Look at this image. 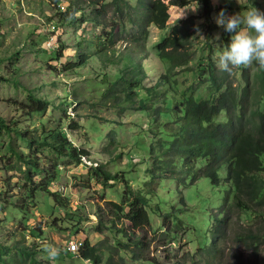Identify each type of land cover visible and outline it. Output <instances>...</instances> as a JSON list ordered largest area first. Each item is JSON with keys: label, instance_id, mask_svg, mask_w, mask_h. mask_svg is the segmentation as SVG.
Wrapping results in <instances>:
<instances>
[{"label": "rangeland", "instance_id": "1", "mask_svg": "<svg viewBox=\"0 0 264 264\" xmlns=\"http://www.w3.org/2000/svg\"><path fill=\"white\" fill-rule=\"evenodd\" d=\"M54 1L0 0V246L4 245L3 250L12 247L9 254H4V264H17L21 258L28 264H94L78 256L79 252L68 251L71 240L81 245L84 239L103 250L100 264H107L111 246L118 248L116 260L121 256L127 264H134L119 245L122 234L108 229L113 226V218L117 228L126 227L132 235L130 222L108 211L110 201L122 202L125 182L105 184L92 175L99 165L112 174H124L133 188H140L151 200L147 205L151 226L144 233L151 241V257L163 263L182 259L185 264H205V260L199 262L196 241L210 238L213 213L221 210L225 193L207 178L193 182L187 177L183 182L190 165L187 168L182 162L172 166L171 157L157 145L165 135L153 120L154 111L139 109L141 100L164 109L166 97L174 101L191 94L197 99L209 97L210 83L199 80L196 71L198 60L207 53L202 0L172 7L169 26L160 29L153 25L147 36L139 33L142 30L129 17H115L111 5L104 10L92 0ZM211 4L216 9L225 8L226 15L250 7L264 10V0H212ZM70 8H77L72 15ZM62 13L69 15L64 17ZM191 15L198 16V27L190 39L194 60L187 70L176 68L168 73L169 63L159 57L157 45L174 24ZM113 20L120 25L114 35H107L98 22L107 24L109 30ZM92 33L98 47L89 45ZM138 33L142 37L136 41ZM213 34L215 57L222 43L221 30ZM79 42L84 44L87 56L84 64L77 57ZM103 44L107 47L99 49ZM73 62H78L76 67L67 70L65 65ZM261 68L256 64L236 67L235 73L240 83L246 77L254 82ZM126 72L129 77L139 75L142 81L133 89L136 95L132 100H127L117 86L119 75ZM166 73L168 79L149 94L148 88ZM110 90L115 95L105 96ZM163 90L166 92L161 95ZM158 93L160 96L152 101ZM32 98H41L46 107L32 109ZM72 120L77 125L70 128ZM158 120L160 125L167 122L163 116ZM55 129L64 130L76 147L88 150L90 155L73 158L43 140ZM151 168L156 170L153 180ZM44 186L59 194L60 201L53 199ZM165 213H171L166 221L180 218L185 224L166 241L161 236V231H168L163 225ZM100 220L102 231L97 230ZM249 225L247 215L234 217L217 264H234L236 254H250L237 238ZM44 243L62 250L57 259L44 258Z\"/></svg>", "mask_w": 264, "mask_h": 264}, {"label": "trees", "instance_id": "2", "mask_svg": "<svg viewBox=\"0 0 264 264\" xmlns=\"http://www.w3.org/2000/svg\"><path fill=\"white\" fill-rule=\"evenodd\" d=\"M92 1L101 4L99 9L107 10V7L111 5L115 17L118 19L129 17L134 20L133 23L142 30L139 33H144L146 36L153 25L160 29L169 26L172 7H185L193 2V0ZM54 2L58 3L59 0ZM211 2L212 0H202L201 2L203 5L202 17L204 32H206L205 48L207 47V53L203 59L201 58L202 60H198L196 66L199 80L210 83L209 97L207 99H197L191 94L182 96L176 101L173 97H166L163 100L165 103L164 109L141 100L139 109L148 111L150 108L154 111L153 120L159 131L165 135V138H160L157 145L164 154L171 157L172 166L174 167L175 164L182 162L188 167L190 165L185 170L184 178H182L183 182H186L187 177H191L193 182L198 178H207L214 188H218L220 192L225 193L221 210L213 213L214 219L210 238L202 243L196 241V244H199L196 250V254L200 258L199 262L205 260V264H217V259L223 257L221 250L228 239L232 220L234 217L240 219L243 214L247 215L251 225L243 232L238 233L237 238L238 242L250 254H236L234 264H264V254L262 253L264 245V68H261L255 75L254 82L252 80L248 81L246 77V81L241 79V83L235 73L238 71L236 68H233L230 73L218 70L214 63V53L216 51H214V46L216 44L213 43V32L218 29L221 30L222 43L219 50L226 47L231 34L225 32L221 26L215 23V16L223 7L216 9ZM70 7H75V3L72 2ZM72 8H70V15L74 14L77 9L72 10ZM223 9L226 12V9ZM67 15L62 13L64 17ZM197 17L191 15L174 24L169 34L159 41L157 45L158 55L162 60L169 63L168 73L176 68L187 70L188 64L194 60L195 55L194 51L191 50L190 39L198 27L196 24ZM98 23L101 24L102 30L107 35H114L120 25V22L113 20L109 25V30H107V24L104 22ZM139 33L138 35L135 34L136 41H139L142 37V34L139 35ZM84 41L86 40L84 39ZM83 45L82 42L77 44V57L80 64H84L87 60ZM89 45L91 47L100 45L98 39H95L94 33L91 35ZM106 47L107 45L103 44L99 49L104 50ZM59 55L60 53L57 51L56 56ZM76 63L78 64V62L66 64L65 68L67 70L72 69V67H76ZM239 73L244 75L243 71ZM168 75L166 73L161 76L156 85L148 88V93L154 94L159 84L168 79ZM140 79L139 75L129 77L127 72L119 75L118 80L120 82L117 86L123 89L127 100H132L136 95L133 89L142 84ZM235 80L238 81L237 85ZM110 92L111 94H109ZM165 92L166 90H163L161 95ZM106 95L114 96L115 92L110 90L105 93ZM157 96H160V93L156 94L151 100L155 101ZM30 103L35 105V107H32L30 104L32 109L35 110L39 109L41 111L46 107V102L41 98H32ZM222 113L225 114L223 118L220 117ZM162 116L167 122L160 125L158 117L161 118ZM0 121H2L1 118ZM72 121L70 128L77 125L74 120ZM3 126L7 127L6 125ZM49 135L50 138L44 137L43 140L49 142L53 147L59 148L63 154L77 159L81 155H90L88 150L76 147L69 140L64 130H51ZM34 164L37 166L36 163ZM223 170L226 171L225 174H222ZM150 171L153 180L156 178L153 176L156 170L151 168ZM92 175L101 178L105 184L113 180L125 182L126 188L123 192L122 202L110 201L108 211L120 220L127 219L133 230L132 235L128 233L126 227L117 228L113 218L111 220L113 226L108 229H115V232L122 234L119 245L122 250L131 255L134 264L142 262L148 264H185L182 259L163 263L150 256L151 241H147L144 233L146 234V229L151 226L150 212L147 208L151 200L144 194L143 190L133 188L131 182L124 177V174H112L101 165L94 168ZM44 189L53 199L60 201L57 198L59 194L51 192L47 186H44ZM172 194L175 195V193ZM159 211L161 212V209ZM180 211L177 210L178 213ZM170 215L171 213H165L163 216L164 228L168 229V231H161L163 232L161 236L164 237L163 240L165 241L171 233L174 232L176 235L185 227L180 218L176 222L166 221ZM102 225V220H100L97 230L102 231ZM165 243L168 244L169 242ZM3 247L4 245L0 246V264L5 263L7 257H4V254H9L8 250L12 249V247H9L3 250ZM109 250L111 253L107 258V264H127L124 257L119 256V259L116 260L117 246H111ZM102 251L97 246H91L88 239H84L80 245L78 256L92 260L94 264H100L104 259ZM24 259H19L17 264H28ZM10 264L14 263L11 262Z\"/></svg>", "mask_w": 264, "mask_h": 264}, {"label": "clouds", "instance_id": "3", "mask_svg": "<svg viewBox=\"0 0 264 264\" xmlns=\"http://www.w3.org/2000/svg\"><path fill=\"white\" fill-rule=\"evenodd\" d=\"M215 23L231 34L226 47L214 57L218 70L230 73L233 68L252 64L264 68V10L250 7L242 13L226 15L222 8ZM41 251L46 260L52 261L62 250L54 244L44 243Z\"/></svg>", "mask_w": 264, "mask_h": 264}, {"label": "built area", "instance_id": "4", "mask_svg": "<svg viewBox=\"0 0 264 264\" xmlns=\"http://www.w3.org/2000/svg\"><path fill=\"white\" fill-rule=\"evenodd\" d=\"M67 248H68V251L77 253L80 249V242L76 240H71Z\"/></svg>", "mask_w": 264, "mask_h": 264}, {"label": "bare ground", "instance_id": "5", "mask_svg": "<svg viewBox=\"0 0 264 264\" xmlns=\"http://www.w3.org/2000/svg\"><path fill=\"white\" fill-rule=\"evenodd\" d=\"M188 168V166H186Z\"/></svg>", "mask_w": 264, "mask_h": 264}]
</instances>
